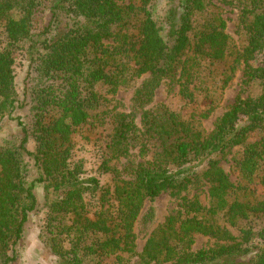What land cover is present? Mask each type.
<instances>
[{"label": "trees", "instance_id": "1", "mask_svg": "<svg viewBox=\"0 0 264 264\" xmlns=\"http://www.w3.org/2000/svg\"><path fill=\"white\" fill-rule=\"evenodd\" d=\"M220 4L236 12L238 44ZM241 67L243 87L258 91L240 95L210 133L152 107L159 88L178 86L191 103L204 93L201 117L209 118L213 94ZM136 80L130 111L111 116L108 155L122 165L107 168L114 185L103 189L73 161L74 134L110 112L100 88L116 96ZM238 148L235 184L221 164ZM263 164L264 0H0V264L19 263L25 227L41 207L38 186L47 211L42 240L59 264L121 254L133 264H264V224L254 228L264 200L249 187ZM203 187L205 205L188 198ZM90 192L99 193L96 210ZM163 194L180 202L138 253L141 213ZM197 235L212 243L194 251Z\"/></svg>", "mask_w": 264, "mask_h": 264}, {"label": "rangeland", "instance_id": "2", "mask_svg": "<svg viewBox=\"0 0 264 264\" xmlns=\"http://www.w3.org/2000/svg\"><path fill=\"white\" fill-rule=\"evenodd\" d=\"M223 9L222 15L227 21V33L229 36L235 40L238 44V34H237V16L236 12L232 6L220 4ZM19 60L22 58L17 57ZM24 63L18 67L17 71V88L20 94L21 100L25 98L24 92L27 86V81H29L28 75V62ZM28 78V79H27ZM32 78V77H31ZM31 81V80H30ZM243 68L239 69V72L235 75L233 80L226 85V87L215 94L218 95L213 103L215 111L210 115L209 118H202L203 112L206 111L207 102L204 98V93H197L196 100L194 102H189L184 100L179 93L178 86L170 87L168 85H163L156 92L155 101L152 107H166L170 112L175 113L181 119L187 121H197L204 130L210 133L216 122L228 111V109L234 104L236 99L242 95L247 97L251 93H256L258 89H246L243 87ZM219 82L214 84V86ZM140 80H136L134 83L129 84L127 87L122 88L116 96H108V91L106 87L100 88V94L104 96L108 102L107 106L110 108V112L106 115H101L99 117L93 116L88 122L76 130L74 134L75 140V150H74V162H79L84 169L82 178H96L98 179L101 187L103 189L112 188L114 185V175L111 172L106 171L107 168H117L121 167L122 160L112 159L108 155L107 145L110 142L111 135L113 133V126L111 124V116L114 112H129L130 102L132 100L135 89L139 86ZM209 103V102H208ZM29 150L33 151L36 148V143L32 140L29 144ZM240 152V148L233 151V153L227 157L221 164L222 168L230 177V180L239 184L240 174L239 169L236 166L235 158ZM136 153V152H134ZM264 165V164H263ZM32 179L37 177V170L32 169ZM252 189L251 194H255V197L264 200V168L260 177L255 180L252 185H249ZM207 188L203 187L201 191H193L188 198H193L195 195L200 198L202 203L205 205L208 201ZM36 195L41 203L40 209L31 214L29 222L25 227L24 238L22 239L20 245L18 246L19 251V263L18 264H59L57 258L45 247L42 235L45 233L47 225V211L43 206L44 198V188L43 186H38L36 189ZM87 200L91 202L92 206L99 208L98 198L99 193L94 196L92 193L86 195ZM179 200L171 197L169 194H163L153 202H148L141 213L139 224L136 228L137 233V252L140 253L148 238L154 232V230L163 224L170 216L174 210L177 209V204ZM150 211H154L153 220L151 224L143 225L141 224V219L145 217ZM150 223V222H149ZM264 224V216L260 219L254 220V228L260 229ZM235 235H238L235 229H232ZM212 241L205 236L197 235L195 237V244L193 246L194 251L206 248ZM134 258L121 254L120 258L117 256H109L102 260L100 264H133ZM91 264H97L93 261Z\"/></svg>", "mask_w": 264, "mask_h": 264}]
</instances>
